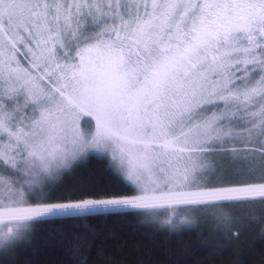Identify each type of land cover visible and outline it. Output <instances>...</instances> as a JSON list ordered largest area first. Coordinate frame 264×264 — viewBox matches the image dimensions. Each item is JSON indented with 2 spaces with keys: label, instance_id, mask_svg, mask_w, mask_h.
Listing matches in <instances>:
<instances>
[{
  "label": "snow or ice",
  "instance_id": "6c2138e0",
  "mask_svg": "<svg viewBox=\"0 0 264 264\" xmlns=\"http://www.w3.org/2000/svg\"><path fill=\"white\" fill-rule=\"evenodd\" d=\"M100 217L264 225V0H0V262Z\"/></svg>",
  "mask_w": 264,
  "mask_h": 264
},
{
  "label": "trees",
  "instance_id": "16d2710c",
  "mask_svg": "<svg viewBox=\"0 0 264 264\" xmlns=\"http://www.w3.org/2000/svg\"><path fill=\"white\" fill-rule=\"evenodd\" d=\"M103 167L92 161L88 169L102 179ZM233 227L242 233L238 240L226 239L227 227L211 223L177 238L132 217L60 222L42 227L30 248L17 250L14 264H264V225L245 221ZM73 235L84 245L78 254L71 245L81 241Z\"/></svg>",
  "mask_w": 264,
  "mask_h": 264
}]
</instances>
